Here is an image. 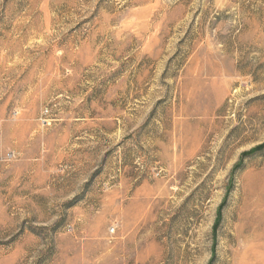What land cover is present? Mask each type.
<instances>
[{
  "label": "rangeland",
  "instance_id": "rangeland-1",
  "mask_svg": "<svg viewBox=\"0 0 264 264\" xmlns=\"http://www.w3.org/2000/svg\"><path fill=\"white\" fill-rule=\"evenodd\" d=\"M0 264H264V0H0Z\"/></svg>",
  "mask_w": 264,
  "mask_h": 264
},
{
  "label": "built area",
  "instance_id": "built-area-1",
  "mask_svg": "<svg viewBox=\"0 0 264 264\" xmlns=\"http://www.w3.org/2000/svg\"><path fill=\"white\" fill-rule=\"evenodd\" d=\"M111 232H113V229H112V231Z\"/></svg>",
  "mask_w": 264,
  "mask_h": 264
}]
</instances>
